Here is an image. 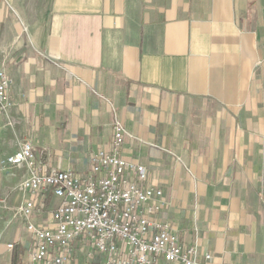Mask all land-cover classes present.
I'll return each mask as SVG.
<instances>
[{
    "label": "crops",
    "instance_id": "0c3cea01",
    "mask_svg": "<svg viewBox=\"0 0 264 264\" xmlns=\"http://www.w3.org/2000/svg\"><path fill=\"white\" fill-rule=\"evenodd\" d=\"M0 68V164L29 142L44 167L86 173L117 118L120 155L199 264H264V0H0ZM27 174L0 169V264H28ZM89 253L79 241L68 264Z\"/></svg>",
    "mask_w": 264,
    "mask_h": 264
},
{
    "label": "built area",
    "instance_id": "2783aa9c",
    "mask_svg": "<svg viewBox=\"0 0 264 264\" xmlns=\"http://www.w3.org/2000/svg\"><path fill=\"white\" fill-rule=\"evenodd\" d=\"M10 84L0 68V118L7 120ZM112 129L109 149L90 156L86 173L44 167L35 160L29 142L1 161L4 175L12 169L28 172L15 188L26 197L18 212L32 242L28 264H68L79 241L96 253L88 254L94 264H199L197 247L184 248L171 226L157 218L166 203L159 189L145 184L146 168L120 155L129 135L117 118ZM48 195L58 201L49 220L31 222L36 205Z\"/></svg>",
    "mask_w": 264,
    "mask_h": 264
},
{
    "label": "rangeland",
    "instance_id": "374dc122",
    "mask_svg": "<svg viewBox=\"0 0 264 264\" xmlns=\"http://www.w3.org/2000/svg\"><path fill=\"white\" fill-rule=\"evenodd\" d=\"M56 202L58 203L57 200H54V202H52L50 198H49V202H45V199L42 200L40 205H36V209L33 216H37L39 218H47L49 211L52 210L57 205ZM38 203L39 202H37V204Z\"/></svg>",
    "mask_w": 264,
    "mask_h": 264
},
{
    "label": "trees",
    "instance_id": "16d2710c",
    "mask_svg": "<svg viewBox=\"0 0 264 264\" xmlns=\"http://www.w3.org/2000/svg\"><path fill=\"white\" fill-rule=\"evenodd\" d=\"M49 198H50V196L48 195L47 197H46V199H45V202H49ZM16 258H17V256L15 257L14 256V259H13V264H17L16 262Z\"/></svg>",
    "mask_w": 264,
    "mask_h": 264
}]
</instances>
